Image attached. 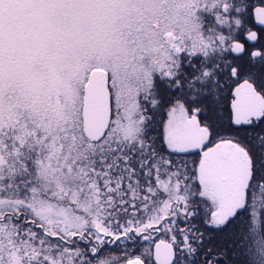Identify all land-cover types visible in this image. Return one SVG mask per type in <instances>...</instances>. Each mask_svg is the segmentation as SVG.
<instances>
[{
	"label": "snow or ice",
	"instance_id": "6c2138e0",
	"mask_svg": "<svg viewBox=\"0 0 264 264\" xmlns=\"http://www.w3.org/2000/svg\"><path fill=\"white\" fill-rule=\"evenodd\" d=\"M0 264H264V0H0Z\"/></svg>",
	"mask_w": 264,
	"mask_h": 264
}]
</instances>
